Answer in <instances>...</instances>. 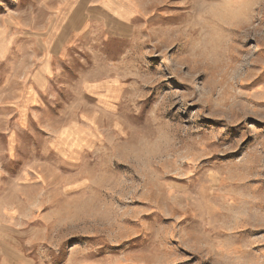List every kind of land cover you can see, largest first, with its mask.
I'll use <instances>...</instances> for the list:
<instances>
[{
	"label": "rangeland",
	"instance_id": "374dc122",
	"mask_svg": "<svg viewBox=\"0 0 264 264\" xmlns=\"http://www.w3.org/2000/svg\"><path fill=\"white\" fill-rule=\"evenodd\" d=\"M0 264H264V0H0Z\"/></svg>",
	"mask_w": 264,
	"mask_h": 264
}]
</instances>
